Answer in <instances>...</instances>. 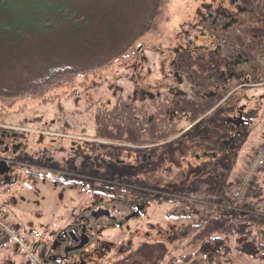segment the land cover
Wrapping results in <instances>:
<instances>
[{
  "label": "rangeland",
  "instance_id": "obj_1",
  "mask_svg": "<svg viewBox=\"0 0 264 264\" xmlns=\"http://www.w3.org/2000/svg\"><path fill=\"white\" fill-rule=\"evenodd\" d=\"M25 1L32 0H8L7 3L14 6ZM158 3L160 8L151 19L152 25L147 23L148 30L137 34L132 47L122 57L84 77H75L70 83L58 85L43 96L0 101V133L14 134L9 140L11 143L21 142L16 156L12 153L3 155L0 149V164H9L10 160L14 164L5 179L0 180V204L3 206L0 211L15 217L23 234L18 230L21 241L1 237L4 240L0 242V264H26L29 260L27 250L35 251L42 264H207V258L203 256L188 263L183 258L196 257L214 240L223 242L222 250L225 252L227 248L230 253L227 257L224 252L219 256L215 253L210 264L262 263L257 260L261 257L255 256L258 250L264 255V212L246 213L241 205L250 204L257 193L258 196L261 194L259 199L264 209L263 178L257 188V176L264 175V169L253 179L246 173L240 180L246 178L251 186L244 198L235 199L233 193L238 177L234 168L241 162L234 156L244 146L245 152L254 149L264 135V0H158ZM82 6L96 22L111 28H119L121 22L133 20L140 10L137 0H87ZM95 33L101 38L105 35L102 30ZM176 48L180 54L176 53ZM241 62L245 65L239 67ZM202 68L214 71L218 77L224 72L225 76L231 75L232 80H240L239 85L246 84L244 89L233 91V110L235 108L237 113L246 109L254 111L250 127L229 125L227 143L238 142L239 146L219 150V159L215 166H209L207 176L205 156L198 160L201 174L197 176V171L193 170L194 153L211 152L193 142L199 127L180 137L179 128L183 131L191 121L177 123L163 117L166 110H177L179 115L189 110L193 120V72ZM164 71L172 80L167 88L163 83ZM174 71L178 72L181 83L174 79ZM241 73L249 75L248 79H242ZM254 83L259 85L248 86ZM176 89L185 95L178 98V106L171 101ZM225 109L223 106L222 110ZM161 120L166 122L167 131L162 135L146 134L149 135L148 146L176 141L171 147L175 155H180L181 151V161L180 156L176 161H168V153L164 152V163L160 156L162 148L159 152L154 147L143 148L140 151L152 155L150 160L153 161L149 169L142 162L135 163L134 172H146L143 181L136 175L139 180L135 181L132 171L114 166L113 160L109 162L106 149L111 146L117 149L115 143L137 144L139 131H149L148 121L158 124ZM252 132L254 136L249 135ZM132 138V143L126 142ZM249 138L251 141H245ZM71 141L78 143L81 155L66 164L68 170L82 177L85 173L102 174L99 176L103 178L102 182L88 181L93 187L89 190L91 194L83 187V178L70 182L58 178V182L47 172L50 169L66 170L63 159L69 157L63 154L70 148ZM95 147H100L101 152L95 151ZM140 151L134 153L139 155ZM115 154L124 159L123 151ZM98 161L102 169H99ZM16 162L24 167H16ZM170 169L175 176H168ZM111 174L123 177L115 181ZM126 178L131 181L126 182ZM229 180L236 186L229 184ZM127 183L149 191L152 196L161 195V199L147 205L138 219L129 221L120 231L109 227H104L101 232L96 229L90 234L91 242L82 253L71 252L67 260L60 259L65 253L63 247L58 248V234L67 233L73 225L79 224L78 215L93 203L108 206L114 198L111 195L121 190L120 186L114 185ZM99 186L101 191L96 190ZM199 192H213L219 198L214 202L200 201L195 196ZM185 208H191L192 213ZM15 224L12 225L18 229ZM247 230L252 231L253 247L252 242L246 240ZM25 236L32 241L28 242ZM240 241L245 244L242 249L238 245ZM54 258L60 261H54Z\"/></svg>",
  "mask_w": 264,
  "mask_h": 264
},
{
  "label": "trees",
  "instance_id": "obj_2",
  "mask_svg": "<svg viewBox=\"0 0 264 264\" xmlns=\"http://www.w3.org/2000/svg\"><path fill=\"white\" fill-rule=\"evenodd\" d=\"M7 1L0 0V101L4 102L43 96L58 85L122 57L137 34L148 30L147 23L152 25L151 19L160 8L158 0H137L140 10L136 17L121 22L119 28H111L96 22L82 9L87 0H32L14 6ZM100 30L105 33L102 38L95 33ZM260 195L256 193L250 204L241 205L246 213L264 212ZM195 196L205 202L219 198L204 192ZM245 234L244 238L254 245L252 231ZM206 246V251L198 252L196 257L183 258L185 263L203 256L210 264L215 253L219 256L224 252L223 242L214 240ZM262 252L258 250L255 257H261L257 260L264 264ZM229 253L226 248L224 255Z\"/></svg>",
  "mask_w": 264,
  "mask_h": 264
},
{
  "label": "flooded vegetation",
  "instance_id": "obj_3",
  "mask_svg": "<svg viewBox=\"0 0 264 264\" xmlns=\"http://www.w3.org/2000/svg\"><path fill=\"white\" fill-rule=\"evenodd\" d=\"M224 40V39H223ZM195 50V49H194ZM176 53L180 54V50L176 48ZM164 64V63H163ZM244 63H240L239 65H242ZM238 65V66H239ZM164 69L166 68L165 65ZM195 65L193 64V67ZM168 69V68H167ZM166 71H164V77H163V83L165 88H167V86L171 85L172 80L171 77L169 75H165ZM174 75V79H178L177 81H179L178 83H181V80L179 78L178 72H173ZM173 90V89H171ZM177 90V89H176ZM175 90V94H173V98H172V102L173 105L175 104V106H178V98H183L185 95L180 92L179 90L176 91ZM171 101L169 103H171ZM183 109V108H181ZM185 110V109H183ZM183 113V112H182ZM191 113L192 111L187 110L186 112H184L183 114L179 115L177 110L176 111H171V110H166L164 111V118L168 117L170 118V120H175L177 123H180L181 121H186V122H190L191 125L190 126H186V128L183 129V131L180 129V137L183 136L185 133L189 132L192 130L193 128V120L191 119ZM241 114V113H239ZM166 116V117H165ZM238 120V118H237ZM239 121V120H238ZM148 124H150L149 126V131H139L140 132V136L138 139V142H136L137 144H133V145H129V144H125V143H115L117 145V149L113 148L112 146L109 149H106V151L108 152L106 157L108 156V160L109 162H113V165L117 166V167H122L124 169L130 170L132 171V177H134V180L137 181L140 179V177L142 178V181L144 180L143 176L146 175V172H141V174L139 173V171H135L136 165L135 163L138 164L140 162H142L143 166H148V169L153 166L152 162L150 159L152 157V155L150 156L148 153H146L145 151L142 152L140 150H142L143 148H150V147H154L155 150H157L159 152V148H162L160 150H162L160 152V156H161V160L165 163L166 160H164L162 158V155L164 152L168 153V161L174 160L176 161V159H179L180 156V161H181V151H180V155H175V150L172 149L171 146H173L175 143L173 142H162V143H158V144H153V146H148V141H146V139L149 138V135L145 136L146 134L149 133H153L154 135H162L165 134L167 129L165 128L166 122H164L163 120L158 121V124H156L155 122H150L148 121ZM178 129V130H179ZM174 131H176V129H174ZM15 136L12 133H8L6 131H1L0 133V149H2L1 153L4 154H8V153H12L13 155L16 156V151L20 150L19 145L21 144V142L19 143H11L12 137ZM135 137V136H132ZM17 139V138H16ZM18 140V139H17ZM127 143H132L133 142V138L132 140L126 139ZM147 143V145H145ZM173 143V144H172ZM70 148L68 149L67 152H65V154L63 155H68L69 158H65L63 159L65 165L68 164L69 162L75 161L76 160V156L81 155V149L79 148V146L77 145L78 143L75 141H71L70 143ZM172 144V145H171ZM165 147H167V149H165ZM166 151H164V149ZM62 151H65V148H61ZM100 151L101 152V148L100 147H95V151ZM123 151L124 153V159H120L119 157L116 156V152L117 151ZM135 150H138V152L140 151L139 155L137 153H134ZM144 150V149H143ZM142 152V153H141ZM51 153V157H52V151ZM139 158H137V156ZM98 156V155H96ZM75 158V160L72 158ZM170 157V158H169ZM80 158V156L78 157V159ZM140 160H137V159ZM192 158V157H190ZM8 159V158H7ZM171 159V160H170ZM193 159V158H192ZM99 164L98 167L99 169H102V164H100L101 162L98 161ZM16 167L18 168H23L24 166L21 163H17L15 164ZM11 169V168H10ZM168 169V167H167ZM171 172L168 173V176L173 175L175 176V174L172 173V169H170ZM62 172L54 171V169H50L47 172L51 173L50 175L53 177V179H61V181L64 182H70V180H81V178L84 179L83 182V187L87 190L88 189V193L91 194V191H89L90 189H93V187L90 185V183L88 181L92 180V181H101L103 180L101 176L102 174L100 173L99 176L97 174L92 173H88V174H84L85 176L82 177L83 175L80 174H76L75 171H69L66 165V170H61ZM10 172V170L2 177H0V180L3 178L5 179V177L7 176V174ZM150 174V173H149ZM139 178H135L136 176ZM148 175V174H147ZM61 176V177H58ZM112 178H116L115 181H119L122 179L123 176H120L118 174H111ZM177 176V175H176ZM41 177V176H40ZM130 177V178H132ZM8 180V179H7ZM58 182H60L59 180H57ZM125 181H131L129 178H126ZM102 182V181H101ZM91 183H96V182H91ZM117 184V183H115ZM90 185V186H89ZM116 187L121 188V190H118L120 192H116V195H111V197L113 198V201L110 202V204L107 206L102 205L101 203H93V205L89 208V209H83L81 212V215H78L77 219H78V223L77 225H73L71 228V231L63 232V233H59L57 236V242L59 245V247H63L64 253L63 255L60 256V259H65L67 260V257L69 255V253H71L70 251L75 249L79 244L80 241L81 243H85L88 241V239L86 237H88L90 239H92V236L90 235L93 231H96V229H98V231H102L104 227H109L110 229H117L118 231H120L121 229H123V227L125 226V224H127L129 221L132 220H136L138 219L142 213H144V208L151 204L152 202L155 203L156 201H159L161 199V195H150L149 191H146L145 189H140L138 187L132 186V184H118V185H114ZM100 187V186H99ZM96 188V186H95ZM101 191V187L99 189H96ZM122 193V194H121ZM113 194V192H112ZM124 194V195H123ZM147 194L149 196H147ZM116 196V197H115ZM191 196H193V192H191ZM119 199V200H116ZM192 203V202H191ZM182 209V208H180ZM186 211H189L192 213L191 208H185ZM143 211V212H142ZM190 213V214H191ZM81 220V222H80ZM97 233V232H96ZM86 236V237H85ZM90 244V243H89ZM88 244V245H89ZM87 245V246H88ZM239 248H243L242 241L239 242ZM86 246V247H87ZM254 245L252 244V247ZM83 248L80 250L83 251L86 249ZM57 249V246H56ZM82 253V252H81ZM55 257V256H54ZM54 261H60L57 258L53 259Z\"/></svg>",
  "mask_w": 264,
  "mask_h": 264
},
{
  "label": "crops",
  "instance_id": "obj_4",
  "mask_svg": "<svg viewBox=\"0 0 264 264\" xmlns=\"http://www.w3.org/2000/svg\"><path fill=\"white\" fill-rule=\"evenodd\" d=\"M212 59V58H210ZM227 60H229L228 62L230 64H232L230 58L227 57ZM233 65V64H232ZM245 64L239 65L240 66H244ZM256 70V68H254ZM197 72H193V130L197 129V132L194 134L193 136V142H196L197 145L202 148V149H211L210 153H200L198 154V152H195L193 155V160L195 162L194 165V171H197L196 175L198 176V174H201V172H198V169L200 168V163L198 160H200V158L205 156V162L204 164H206V176L209 175V166L213 167L215 166V163L217 161V159H219V155H218V151L221 150L222 148H224L225 150H230L231 148H235L238 147V142L237 143H233L231 145V143H227L228 139H229V125H234L235 127L238 128H242V127H250L252 125V117H253V113L254 111H249L248 109L244 110L241 114L237 113V111L233 110V107L235 106L234 101V97L233 96V91L236 88H242L244 89L247 85L243 83V85H239V82H237L236 80H232V76L231 75H227L225 76L224 72L221 74L220 77H218L217 73H213L214 71H210L208 69H198L196 70ZM203 71H205L204 73H202ZM258 73V72H257ZM241 78L242 79H246L249 75H246L244 73H241ZM248 79V78H247ZM237 82V85H236ZM235 84V85H234ZM262 84H264V82H262ZM258 86L259 83H254V84H248V86ZM238 86V87H236ZM221 101V102H220ZM219 102V104L217 103ZM221 103V105H220ZM225 107V110H222V107ZM221 109V110H220ZM215 112H219L218 114L214 115ZM214 118H213V117ZM207 118L209 120H207ZM213 118V121H211ZM238 118V120H237ZM206 123V124H204ZM261 130V129H260ZM264 131V129H263ZM206 134V136H201ZM211 134V135H210ZM250 136H254L253 132L251 134H249ZM207 136H210L209 138ZM215 137H217V139H214ZM209 139V140H207ZM211 144H209V142ZM245 141H251V139H247ZM264 142V135L262 137V139L259 142H256L257 144L254 146L255 148H249L246 152H245V148L246 146H242L243 148L240 150L239 154L237 156H234L235 159H239L238 162V167H240V169L238 167L234 168L235 171H238V177L236 175V179L234 184L237 185V183L244 177V175H246V173L248 174V166H249V162L251 161V159L253 158L255 152L257 151V149L260 147V145H262V143ZM203 151V150H202ZM245 152V153H243ZM243 153V154H242ZM241 154V155H240ZM203 160V159H202ZM11 163V162H9ZM14 166L13 162L11 163V166ZM262 172V171H261ZM261 172L259 174H261ZM258 175V174H257ZM257 178H259L258 183H257V188L259 189V185L261 183V178H263V182H264V175L260 176L258 175ZM256 178V180H257ZM46 180V179H45ZM44 181V180H43ZM229 184H232L229 180ZM232 184V185H234ZM234 185V186H236ZM256 185V184H255ZM254 187V192H256L255 186ZM210 188V187H209ZM226 191H229L228 186L225 187ZM257 189V191H258ZM225 191V192H226ZM209 193V192H207ZM210 194L214 195L213 192H210ZM224 195V193L222 194ZM48 201V200H47ZM213 206V205H212ZM218 206V205H217ZM220 207L225 208L224 205H221ZM3 208V206L0 204V210ZM237 210H235L236 212ZM0 214L5 217L7 219L8 222L11 223V225L14 223H16L18 226V230L19 229V223L18 221H15V217L13 218L12 216L8 215V214H4L3 212L0 211ZM14 222V223H13ZM31 226V225H30ZM20 234L23 236V234L20 231ZM4 237L0 234V242L4 239L1 238ZM26 240L28 242H31L32 239H29L28 236H25ZM32 238V237H31ZM26 241V242H27ZM7 242V241H6ZM34 242V241H33ZM25 243V242H24ZM26 244V243H25ZM26 264H28L26 262Z\"/></svg>",
  "mask_w": 264,
  "mask_h": 264
},
{
  "label": "built area",
  "instance_id": "obj_5",
  "mask_svg": "<svg viewBox=\"0 0 264 264\" xmlns=\"http://www.w3.org/2000/svg\"><path fill=\"white\" fill-rule=\"evenodd\" d=\"M263 169H264V142L262 145H260L256 153L254 154L252 161L249 164L248 175L252 177L251 179H253L254 176H256ZM245 180L246 178L237 184L235 191L233 193L235 199L244 198L248 189L251 188L250 183L247 184V181ZM0 233L3 236H8L16 241H21L19 238L18 229L15 228L13 225H11V223L8 222L7 219L3 217L1 214H0ZM27 251L29 252V260L27 261L28 264H42L37 258L35 251H29V250Z\"/></svg>",
  "mask_w": 264,
  "mask_h": 264
},
{
  "label": "water",
  "instance_id": "obj_6",
  "mask_svg": "<svg viewBox=\"0 0 264 264\" xmlns=\"http://www.w3.org/2000/svg\"><path fill=\"white\" fill-rule=\"evenodd\" d=\"M9 170H10V165L8 163L0 164V177L4 176ZM86 238L88 239L87 242L81 243L80 241V244L75 249L71 250L70 252H78L81 249L85 248L90 243V239L88 237Z\"/></svg>",
  "mask_w": 264,
  "mask_h": 264
}]
</instances>
